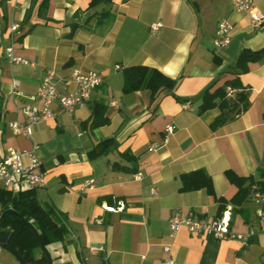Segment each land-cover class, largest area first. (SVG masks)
I'll return each instance as SVG.
<instances>
[{
    "label": "crops",
    "instance_id": "0c3cea01",
    "mask_svg": "<svg viewBox=\"0 0 264 264\" xmlns=\"http://www.w3.org/2000/svg\"><path fill=\"white\" fill-rule=\"evenodd\" d=\"M41 1L0 0V148L33 150L34 170L45 179L43 188L34 189L37 200L67 218V235L45 246L50 264H160L165 257L176 264H262L264 233L254 223L250 197L243 213L230 203L223 208L229 210L232 232L257 230L246 244L183 227L170 235L168 218L175 211L220 215L218 198L229 200L237 191L225 171L248 176L264 167V53L238 75L249 101L246 110L215 129L209 124L220 109L198 112L204 88L235 77L242 49L264 47V22L252 27L246 13L232 10L231 0H113L111 18L101 24L89 16L102 5L88 9L89 0H47L39 16ZM253 5L264 14V0ZM223 18L234 28L229 43L215 48L216 25ZM155 22L161 26L150 32ZM12 23L18 33L10 32ZM9 45L21 61H8ZM132 65L175 79L174 94L182 101L164 92L151 100L142 88L123 92V69ZM49 69L58 91L73 88V70L96 72L101 84L84 107L69 113L54 104L56 115L35 123L31 137L14 134L9 123L24 121L21 107ZM227 89L226 98H234L236 90L228 95ZM97 102L105 105L107 123L90 128ZM167 124L174 131L163 142ZM109 137L115 139L113 149L89 155L95 143ZM151 143L158 147L150 149ZM197 169L211 178L213 194L179 191L180 176ZM120 202L121 210H108ZM0 264L20 262L2 249Z\"/></svg>",
    "mask_w": 264,
    "mask_h": 264
},
{
    "label": "trees",
    "instance_id": "16d2710c",
    "mask_svg": "<svg viewBox=\"0 0 264 264\" xmlns=\"http://www.w3.org/2000/svg\"><path fill=\"white\" fill-rule=\"evenodd\" d=\"M113 0H89L88 9L102 5L101 10L93 11L89 16L95 17L97 24L110 19L112 13L110 7ZM47 0H42L38 6V15H44ZM76 24L71 27L70 35L76 28ZM264 53V47L259 50L242 49L236 57L233 72L235 77L228 79L224 85L210 90L211 85L204 88L200 94V104L198 112L202 113L209 108L218 107L220 113L210 122V128L215 129L236 114L247 109L249 101L247 93L243 91L238 75L247 71L248 62H253ZM176 80L163 74L156 68L145 65H132L123 69V92H132L139 89H148L151 100L159 92L171 94L176 100L182 101L174 94ZM235 89L234 98H226L225 88ZM240 89V90H238ZM105 105L97 102L93 105L89 127L103 126L107 123L104 116ZM115 147V139L109 137L98 141L89 151L90 156L104 155ZM126 158H131L126 153ZM112 167H118L113 164ZM225 178L237 187L235 194L226 200L218 198V210L220 214L226 205L230 203L232 209L240 213L245 211L244 202L249 199L251 192L257 190L264 194V167L258 168L253 175L238 176L230 170L225 171ZM205 189L208 194H213L211 178L200 169L193 170L180 176L179 191H192ZM36 197L34 189H23L12 192L0 187V235L9 234L11 247L17 251L26 264H48L49 256L44 247L55 241H59L69 231L67 218L56 207L49 203H40ZM11 210L13 212H9ZM41 249L40 255L35 256L34 251Z\"/></svg>",
    "mask_w": 264,
    "mask_h": 264
},
{
    "label": "built area",
    "instance_id": "2783aa9c",
    "mask_svg": "<svg viewBox=\"0 0 264 264\" xmlns=\"http://www.w3.org/2000/svg\"><path fill=\"white\" fill-rule=\"evenodd\" d=\"M254 0H231L232 10L235 12H244L249 18V23L252 27H258L264 22V14L258 13L253 5ZM161 26L160 22H155L150 25V32H155ZM233 23L223 18L218 21L213 37V45L215 48H220L229 43L233 31ZM11 33H18V24L10 25ZM5 57L10 62L21 61L13 53V47L9 45L5 49ZM55 71L49 69L46 71L41 82L37 86L34 94L28 96V101L23 103L21 110L25 116L24 121H12L9 123V128L14 134L31 137L32 126L40 121L54 117L56 111L53 108L57 104L64 112H72L76 108L84 107L90 98L93 89L101 84V76L92 71L81 72L73 70L70 75V81L73 83V88L66 91H58L56 88ZM227 94L233 91L227 89ZM21 94V92H16ZM116 105L115 103H112ZM183 106H187L186 104ZM174 131L172 124H167L164 127L163 142L167 141V136ZM158 145L151 143L149 148L155 149ZM26 159V160H25ZM38 164V159L35 157L33 150L24 151L14 147L0 148V187L16 192L23 189H40L45 184L44 175L41 172L35 171ZM141 173L135 174L136 179H140ZM90 180L88 184H90ZM250 199L255 204V219L254 223L259 232L264 233V194L254 190L251 192ZM122 203L117 207H108V210H121ZM170 235L183 227L189 233L212 235L217 239H239L240 242L246 244L247 241L257 234V230L250 228L244 234L234 233L230 230V213L228 209L223 210L220 215L214 216H198L193 212L181 214L175 211L168 218ZM2 248L0 247V251ZM93 250L103 251L102 247H94ZM164 251H168V247H164ZM160 264H176L169 257L161 260ZM262 264H264V254L262 256Z\"/></svg>",
    "mask_w": 264,
    "mask_h": 264
},
{
    "label": "water",
    "instance_id": "95a60500",
    "mask_svg": "<svg viewBox=\"0 0 264 264\" xmlns=\"http://www.w3.org/2000/svg\"><path fill=\"white\" fill-rule=\"evenodd\" d=\"M8 211L13 212L11 210H8ZM0 247L4 250L9 251L13 256H15L16 259L20 262V264H26L24 259L22 258V256L11 247L10 242H9V234L8 233H3L0 235ZM44 249H45V247H44ZM48 264H50V262Z\"/></svg>",
    "mask_w": 264,
    "mask_h": 264
}]
</instances>
